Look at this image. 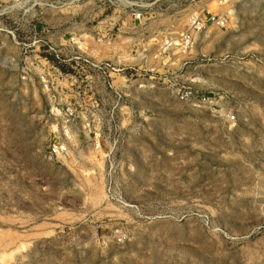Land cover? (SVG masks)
<instances>
[{
	"label": "rangeland",
	"instance_id": "374dc122",
	"mask_svg": "<svg viewBox=\"0 0 264 264\" xmlns=\"http://www.w3.org/2000/svg\"><path fill=\"white\" fill-rule=\"evenodd\" d=\"M0 264H264V0H0Z\"/></svg>",
	"mask_w": 264,
	"mask_h": 264
},
{
	"label": "built area",
	"instance_id": "2783aa9c",
	"mask_svg": "<svg viewBox=\"0 0 264 264\" xmlns=\"http://www.w3.org/2000/svg\"><path fill=\"white\" fill-rule=\"evenodd\" d=\"M183 1V0H182ZM139 8L135 9L131 13V17L134 20L140 21L142 18L141 10L142 6H138ZM186 29L181 31L180 34L176 39H172L170 37H165L161 42L160 45L162 49H168L173 46H178L180 49H189L193 43L194 36L200 32H202L208 24H214L216 26H222L225 22L223 17L210 15L207 11H193L186 15ZM233 120V115L229 117ZM56 148V147H55ZM53 149L55 151L56 149Z\"/></svg>",
	"mask_w": 264,
	"mask_h": 264
}]
</instances>
